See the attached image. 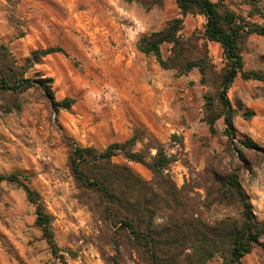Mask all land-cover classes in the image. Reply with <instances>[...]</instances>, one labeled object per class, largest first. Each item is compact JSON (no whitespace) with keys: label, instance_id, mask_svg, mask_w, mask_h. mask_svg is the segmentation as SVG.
Instances as JSON below:
<instances>
[{"label":"rangeland","instance_id":"374dc122","mask_svg":"<svg viewBox=\"0 0 264 264\" xmlns=\"http://www.w3.org/2000/svg\"><path fill=\"white\" fill-rule=\"evenodd\" d=\"M212 1L221 13L264 25V0L262 8L247 0ZM177 17L180 33L206 45L212 70L218 72L225 61L220 45L202 37L205 16L183 15L176 0H0V47L17 65L26 64L33 50L62 47L63 53L41 57L24 76L50 77L54 100L74 99L68 109H56L46 95L49 87L18 93L0 89V174L30 175L28 184L51 216L58 248L53 252L35 225V209L22 188L0 181V264H104L98 250L104 221L70 171L72 142L104 149L133 138L134 151L152 146L151 154L155 143L161 145L175 157L165 172L177 187L192 188L207 220L239 217L237 205L212 201L210 190L216 187L212 171L235 174L256 218L264 220V80L238 74L227 90L236 136L230 141L215 75L208 73L203 83L197 68L179 74L137 48L140 36ZM171 46L161 45L162 57ZM240 53L244 71L264 72V36L246 35ZM249 110L252 114L244 116ZM208 114L218 115L213 132ZM245 137L263 149L243 148L237 139ZM112 161L143 179L152 177L138 162L120 155ZM208 264H222V258ZM240 264H264L262 249L253 248Z\"/></svg>","mask_w":264,"mask_h":264},{"label":"trees","instance_id":"16d2710c","mask_svg":"<svg viewBox=\"0 0 264 264\" xmlns=\"http://www.w3.org/2000/svg\"><path fill=\"white\" fill-rule=\"evenodd\" d=\"M247 1L254 8H262L260 0ZM176 3L183 15L201 13L205 16L202 37L220 45L225 61L223 67L218 72L212 70L206 45L198 44L194 35L184 38L180 33L182 19L178 17L168 20L161 29L140 36L137 48L154 55L164 69L173 68L179 74H186L197 68L203 83L208 73H213L219 84L224 133L232 141L236 138L232 123L234 109L227 90L238 74L244 79L264 80V72L243 70L240 53V44L246 35L264 36V25L247 21L232 12L221 13L220 4L212 0H176ZM163 43L172 44L170 54L165 58L160 50ZM55 52L63 53L64 50L59 45L36 49L26 57V64L17 65L9 58L7 48L0 47V89L18 93L30 87H49L46 95L56 109L71 107L73 98L54 100L50 89L52 78L24 76L26 69L41 57ZM250 114L252 111L249 110L244 116ZM217 117L208 114L206 122L210 132H213ZM237 140L243 148L263 149L249 137ZM133 145V138L110 143L104 149L71 143L70 171L80 188L93 199L92 203L104 221L98 245L104 264H208L216 256L222 258V264H240V259L255 247H260L264 253V220L256 218L237 175L212 171L210 174L216 187L211 186L210 190L214 193L212 201L237 205L239 217L207 220L200 212L201 204L191 195L192 188L186 185L177 187L165 172L175 160L174 155L166 154L156 143L154 154L149 150L152 146H147V151H134ZM236 149L239 153V148ZM118 155L146 166L152 172L151 179H143L127 165L113 162L112 158ZM29 177V174L12 172L0 174V181L22 188L35 209V225L55 252L58 248L51 229V216L46 212L39 192L29 186Z\"/></svg>","mask_w":264,"mask_h":264}]
</instances>
